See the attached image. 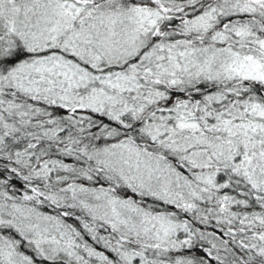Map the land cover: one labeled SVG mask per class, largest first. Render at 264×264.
Here are the masks:
<instances>
[{"label":"snow or ice","instance_id":"6c2138e0","mask_svg":"<svg viewBox=\"0 0 264 264\" xmlns=\"http://www.w3.org/2000/svg\"><path fill=\"white\" fill-rule=\"evenodd\" d=\"M0 264H264V0H0Z\"/></svg>","mask_w":264,"mask_h":264}]
</instances>
